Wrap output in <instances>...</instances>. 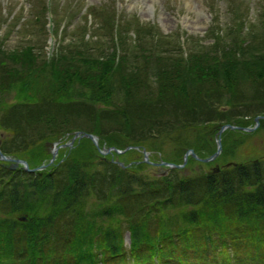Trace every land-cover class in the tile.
<instances>
[{
	"label": "trees",
	"instance_id": "1",
	"mask_svg": "<svg viewBox=\"0 0 264 264\" xmlns=\"http://www.w3.org/2000/svg\"><path fill=\"white\" fill-rule=\"evenodd\" d=\"M119 21L118 16L112 15L101 23L109 24L110 62L88 58L81 60L83 66L87 64L82 69L70 67V62L65 68L58 55L49 56L34 79L40 85L38 98H31L29 87L23 84L22 95L25 90L29 93L25 99L0 98V130L5 132L0 147L4 152L15 151L21 157L19 150L31 145L29 148L37 150L34 159L24 157L31 165L40 164L49 156L44 141L74 129L95 132L105 144L119 148L143 143L147 138L154 142L156 137L134 132L137 118L141 122L153 120L157 126L172 130L173 151L180 153L185 145L176 143L178 131L198 127L208 130L203 122H197L201 119L198 115L204 114L206 106L219 109L218 103H208L211 97H198L201 83L214 80L215 86L226 93L250 84L247 91L251 93H243L245 101L264 102V66L259 69L258 61L247 58L255 56L250 48L257 46L252 39H243L242 43L237 40L248 32L243 28L246 24L239 25L233 44L221 48L233 51L234 61H221L216 56L212 71L198 69L192 65L195 61L182 63L179 52L168 55L171 69L163 67L148 76L138 63L125 68L122 56L115 55L118 37L113 34L119 33ZM231 23L228 32L233 35L238 24ZM252 25L255 27L256 23ZM147 61L142 65L146 66ZM181 64L190 67L181 68ZM260 72L263 75L258 77ZM21 76L32 75L2 70L0 93L11 77ZM41 83H47V88ZM169 96L174 108L179 109L182 103L185 111L166 109L164 104L168 102L155 106L160 97ZM187 98L193 102L188 103ZM104 106H109V110H103ZM80 113L89 120L88 125H79ZM157 113L163 115L156 119ZM102 114L112 126L103 122ZM163 117L165 121L160 122ZM213 128L211 124L209 129ZM78 145L57 164L34 171L10 169L0 160V264H264L261 166L236 164L232 170L220 172L187 175L173 169L165 175L135 176L131 168L122 167L111 155L101 156L88 137L81 138ZM83 149L79 155L77 152ZM252 184L254 188H244ZM90 194H96L98 200L89 201ZM185 205L191 206L189 210ZM228 206L233 210L227 217L216 211ZM200 211L210 215L216 212L217 217L211 224L196 225L194 220ZM22 214L25 219L20 218ZM178 214L190 225L179 222ZM174 217L176 220L170 221ZM125 231L129 233L128 246L124 243Z\"/></svg>",
	"mask_w": 264,
	"mask_h": 264
},
{
	"label": "rangeland",
	"instance_id": "2",
	"mask_svg": "<svg viewBox=\"0 0 264 264\" xmlns=\"http://www.w3.org/2000/svg\"><path fill=\"white\" fill-rule=\"evenodd\" d=\"M112 15L118 16L120 20L118 22L119 28H117L119 33L113 34L114 38L118 37L116 44L118 49L115 47V55H118L119 58L122 56L125 68L127 65L136 62L141 65V71L148 72V76H154L163 67L171 69L172 65L168 55L172 57L179 52H182V63L195 61L192 62V65L198 69L203 68L212 71L216 66L212 63L216 56L221 61L227 59L234 61V52L228 48L225 50L221 48L233 44L234 35L237 34L236 30H239L241 24L248 25L243 26L246 30L248 29V32L242 33L237 40L240 39L242 43L244 42L243 39H252L257 47L250 48V52H253L255 56L250 55L247 58L258 61L260 63L259 69L260 66H264V0H0V74L2 70H8V73H30L32 75L29 78L21 76L13 79L11 77L6 87L3 85L0 98L9 101L25 99L24 97L29 96V93L24 89V95H22L21 84L29 87L31 98H38L40 85L34 79L38 77V70L49 56L56 57L58 55L59 62H62L65 68L66 63L70 62V65H73L70 67L82 69L87 64L83 66L81 60L88 58L95 62H110L112 60V46L108 33L109 24L101 26V23L107 16L112 17ZM231 22L238 24L234 28L232 27L233 35L228 32V25L232 24ZM252 23H256L257 26L254 27ZM220 32H223L224 35ZM93 45L96 48L93 49L91 47ZM172 48L174 49L171 50ZM173 51L175 52L172 53ZM28 60L30 62H27ZM146 61L148 64L142 65ZM180 67L187 69L190 66L181 64ZM260 74L258 77L263 75L261 72ZM212 81L213 83L203 82L200 87L198 86L197 91L200 92L198 97L200 98L202 95L203 98L211 97L208 99V103H218L219 109H213V105L206 106L207 109L204 110V114L198 115L201 119L196 121L203 122L205 124L203 127L208 128V130L198 127L192 130L182 129L178 131L176 143L185 146L191 144L187 147L184 146L180 153L173 151L172 130H168L166 126L162 128L157 126L153 120L141 122L137 118L135 119L134 132H143L147 137L154 136L156 137L154 142L152 138H147L142 141L143 143L127 144L131 146L122 153H116L113 150L102 153L91 141L93 146L101 156L109 158L108 156L111 155L115 162H122V164L119 163L122 167L131 168L130 171L135 176L139 174L165 175L173 172V169H176L178 174L192 175L196 172L212 171L213 167H218L215 172H220V170L225 169L232 170L233 166L228 161H236L238 165L244 164L246 166L255 163L261 166V180L264 181V117H258L255 120L256 115H264V106L260 107L261 103L264 102H249L247 99L245 101L244 97L246 96L243 93L244 91L246 95L251 93V91H247L250 84H244L241 90L239 89L240 91H233L234 94H232L231 91L224 92L222 88L215 86L214 80ZM10 82L14 84L7 88ZM38 82L40 83L39 80ZM150 83H152L151 80ZM73 84H76V81H73ZM41 85L43 88L46 85L47 88V83H41ZM208 85L210 88L207 89ZM34 92L36 93L33 94ZM221 92L222 95H218ZM121 95H123L122 92ZM174 95L176 96V94ZM171 98L172 96H169V99L160 97L155 106L161 107L162 102H168V105L164 104L166 109L178 112L185 111L186 108L182 106V103L179 109L174 108V101ZM187 102L190 103L193 100L187 98ZM103 104L106 105V103ZM107 107L104 106L103 110H109V106ZM98 113L100 115L102 112ZM83 114L78 117L82 121L79 125H88L89 120ZM159 114L160 116L163 115L157 113L155 118ZM1 115L2 112L0 111ZM102 116L103 122L105 121L106 124L112 126L108 122V118L104 114ZM161 121H165V118L160 119ZM223 123L234 126H228L219 133L221 149L215 158L200 160L191 154H187L184 160V153L188 148H191L200 157L208 155L211 149L213 152L217 145V129ZM148 124L152 127H149ZM211 124L214 126L213 129H209ZM146 126L149 128H144ZM237 126H243V128ZM92 133L96 134L95 132ZM71 135L72 132L69 131L62 137L46 139L44 144L49 156L43 162H46L51 155L48 142L59 141V139L61 142H67ZM83 137H75L70 145L57 147L54 159L46 167L53 163L57 164L65 153H70L72 149L76 148L75 146ZM97 137L100 148L115 146L107 145L99 138V135ZM4 138L5 132L0 130V144ZM30 146L28 145L19 151L23 156L21 158L27 161L28 166L34 167L38 164L32 163L31 165L24 157L26 156L30 160L34 159L37 150L35 147L29 148ZM85 146L87 151L88 146ZM26 149L28 150L26 151ZM77 153L83 154L84 149ZM17 154L18 152L15 151L14 153L9 152V155L13 157H20ZM166 161L180 165L169 166L165 163ZM14 168L26 170L21 163ZM21 175L26 177L27 173ZM254 187L253 184L244 186L245 189ZM95 195L90 194L89 201L94 200L96 202L98 199ZM185 207L189 210L191 206L185 205ZM231 209L233 210L232 207L228 206L216 211L218 213L223 212L224 216L227 217L232 214ZM215 213L210 215L200 211L199 216L194 221L197 222L196 225L211 224L217 217ZM180 216L181 214H178L179 222L181 221L185 226L190 225ZM20 217L26 218L23 214ZM175 220L176 217L170 221ZM124 243L126 246L129 245L128 231L124 232Z\"/></svg>",
	"mask_w": 264,
	"mask_h": 264
},
{
	"label": "water",
	"instance_id": "3",
	"mask_svg": "<svg viewBox=\"0 0 264 264\" xmlns=\"http://www.w3.org/2000/svg\"><path fill=\"white\" fill-rule=\"evenodd\" d=\"M258 117H264V115H256L255 116V120H257ZM228 126L233 127L234 125L229 124V123H223V124H221L219 126L218 131H217L218 137L216 139V141H217L216 149L210 155H208L206 157H200V156L196 155L195 152L191 148H188L186 150V152L184 153V160L186 159V156H187L188 153H191L195 157H197L199 159H202V160H208V159L214 158L219 153V151L221 149L219 133H221L222 130L224 128L228 127ZM237 127L243 128V126H237ZM245 128H247V127H245ZM82 136L89 137L92 140V142L94 143V145L98 148V150L100 152H102V153L108 152L111 149H113L116 152H122L126 148L131 146V145H127L125 148H122V149L121 148H117L115 146H109V147L100 148L99 145H98V137H97L96 134H94V133H92L90 131L83 130V129H76V130L72 131V135L70 136L69 141H67V142H59L58 140L48 142L49 151L51 152V155H50L49 159L46 162L40 163L37 166L29 167L28 164H27V161L25 159L19 158V157H13L11 155L5 154L4 152L1 151V149H0V158L4 159V160H11V163L9 164V167H11V168H14L19 163H21L22 167L25 168L26 170H35L37 168H43V167H45L47 164H49L54 159V157L56 155L57 147L63 146V145H66V144L70 145V142L73 141V139L75 137H82ZM144 159L146 160V158H144ZM118 162L120 164H122V162H120V161H118ZM165 163L167 165H169V166H179L180 165L179 163H173V162L171 163V162H167V161Z\"/></svg>",
	"mask_w": 264,
	"mask_h": 264
},
{
	"label": "flooded vegetation",
	"instance_id": "4",
	"mask_svg": "<svg viewBox=\"0 0 264 264\" xmlns=\"http://www.w3.org/2000/svg\"><path fill=\"white\" fill-rule=\"evenodd\" d=\"M213 170H217L216 167H213Z\"/></svg>",
	"mask_w": 264,
	"mask_h": 264
},
{
	"label": "bare ground",
	"instance_id": "5",
	"mask_svg": "<svg viewBox=\"0 0 264 264\" xmlns=\"http://www.w3.org/2000/svg\"><path fill=\"white\" fill-rule=\"evenodd\" d=\"M191 189V188H190ZM190 192V191H189Z\"/></svg>",
	"mask_w": 264,
	"mask_h": 264
}]
</instances>
